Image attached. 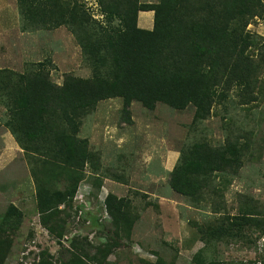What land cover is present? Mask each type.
Listing matches in <instances>:
<instances>
[{
  "label": "trees",
  "instance_id": "1",
  "mask_svg": "<svg viewBox=\"0 0 264 264\" xmlns=\"http://www.w3.org/2000/svg\"><path fill=\"white\" fill-rule=\"evenodd\" d=\"M97 3L104 22L89 11L87 0H17L23 30L65 26L72 33L91 67L90 76L66 73L59 84L52 79L49 60L22 72L0 67V100L9 112L5 126L30 162L45 225L58 216L60 206L74 200L87 165L98 162L89 139L79 133L84 116L100 101L122 98V120L130 124L135 100L150 110L158 103L179 110L192 104L197 123L234 92L240 104L257 100L256 85H263L258 75L264 70V41L246 29L252 18L263 16V0ZM151 10L153 28L140 27L139 12ZM243 165L241 145L197 141L182 149L169 183L175 192L198 200L218 174H237ZM252 201L244 202L237 214L198 227L204 246L194 255L195 264H219L208 254L221 241L241 239L247 230L264 233V216ZM106 208L115 235L129 233V202L109 193ZM22 220L23 211L11 203L0 229H18ZM10 250V240L0 238V264ZM68 252L63 264H85L82 255ZM39 264L53 263L42 259ZM155 264L166 262L158 257Z\"/></svg>",
  "mask_w": 264,
  "mask_h": 264
},
{
  "label": "rangeland",
  "instance_id": "2",
  "mask_svg": "<svg viewBox=\"0 0 264 264\" xmlns=\"http://www.w3.org/2000/svg\"><path fill=\"white\" fill-rule=\"evenodd\" d=\"M87 6L105 21L97 0H87ZM246 29L264 41V14L252 18ZM47 60L59 84L66 73L92 74L65 26L25 31L17 0H0V67L22 72ZM258 79L263 85H256L257 100L240 104L234 92L197 123L192 104L179 110L158 103L150 110L135 100L130 124L122 120V98L100 101L84 116L79 133L89 139L98 162L87 165L76 197L60 206L50 226L41 221L30 162L5 126L9 112L0 100V221L11 203L23 211L18 229H0V238L11 243L4 264H39L42 259L63 264L68 250L82 255L85 264H155L158 257L166 264H195L193 257L204 246L198 227L237 214L250 199L264 216V70ZM228 140L243 148L244 165L237 174H218L198 200L171 188V171L184 147L197 141L219 146ZM109 193L129 202V233L113 232L106 208ZM246 233L214 245L209 257L219 264H264V233Z\"/></svg>",
  "mask_w": 264,
  "mask_h": 264
},
{
  "label": "crops",
  "instance_id": "3",
  "mask_svg": "<svg viewBox=\"0 0 264 264\" xmlns=\"http://www.w3.org/2000/svg\"><path fill=\"white\" fill-rule=\"evenodd\" d=\"M159 1V0H158ZM156 1V2H158ZM141 13H144V17L143 19L141 20L140 17H141ZM154 11L151 10V11H148V12H143V11H140L139 12V17H138V24L140 26V24L142 25L143 28H149V29H152L153 26H154ZM12 134V133H11ZM13 135V134H12ZM16 143H18L16 141Z\"/></svg>",
  "mask_w": 264,
  "mask_h": 264
}]
</instances>
